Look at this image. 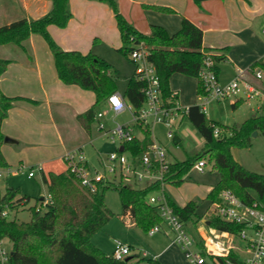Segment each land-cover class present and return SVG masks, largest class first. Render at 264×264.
I'll use <instances>...</instances> for the list:
<instances>
[{
  "label": "trees",
  "instance_id": "obj_1",
  "mask_svg": "<svg viewBox=\"0 0 264 264\" xmlns=\"http://www.w3.org/2000/svg\"><path fill=\"white\" fill-rule=\"evenodd\" d=\"M49 1L51 8L46 14L0 26V44L15 43L24 48L23 42L31 35L41 36L51 50L58 77L65 84L78 85L93 92L95 102L80 114L85 129L90 132L95 122L97 107L104 105L108 97L118 91L116 77L111 65L92 51L65 50L58 46L50 27H67L73 13L70 0ZM98 1L108 4L114 12L122 42L118 51L130 56L134 44H145L149 52L148 60L154 65L161 79L162 95L170 104H175L178 100V92L170 87V79L176 73L197 78L198 95L206 93L199 73L208 50L203 47V30L199 26L184 17L181 28L173 34L158 24H151L150 33L146 34L126 19L116 0ZM194 1L201 5L205 0ZM144 6L173 12L165 6ZM213 59L216 64L222 57L213 54ZM9 63V59L0 58V80ZM257 65L264 68V64H254L255 67ZM143 86L144 82L139 80L134 72L122 93L125 100L136 110L143 106L145 101ZM19 98L4 94L0 87V166L7 165L1 153L5 139L1 125L13 102ZM186 117L204 138L205 147L196 156L173 162L170 172L166 175V182L172 185L182 184L194 165L206 157L219 173L218 182L206 197L209 205L220 198L223 190L230 189L243 202H257L264 209V173L247 169L232 153L235 147H248L255 131H264V113L252 116L240 125L226 126L212 122L200 109L199 104H194L188 107ZM217 125L220 126V134L215 136ZM139 127L143 137L125 143V148L137 155L146 151L153 142L150 126ZM44 180L48 183L52 202L47 203L45 211L38 210L37 204L33 206L31 219L27 222L3 217L2 210L8 203H21L23 200L28 202L30 198L14 188H7L4 192L0 188V236L7 238L12 245L9 264H130L127 258L116 260L92 242V237L102 230L114 215L105 200V191L110 188L119 192L122 215L129 216L134 224L149 231L163 221L157 207L148 201L149 195L158 189V184L137 188L122 182H108L101 184L97 192L91 193L80 185L79 180L69 170L61 173L51 172L49 179ZM168 200L185 224H197L205 219L207 228L230 232H238L241 229L240 224L228 222L220 217L204 213L199 215V204L196 201L191 200L181 206L170 197ZM208 209L209 207L206 208ZM141 261H146L147 264H161L153 258L140 259L137 263Z\"/></svg>",
  "mask_w": 264,
  "mask_h": 264
},
{
  "label": "crops",
  "instance_id": "obj_2",
  "mask_svg": "<svg viewBox=\"0 0 264 264\" xmlns=\"http://www.w3.org/2000/svg\"><path fill=\"white\" fill-rule=\"evenodd\" d=\"M132 1L137 5L144 3L165 6L173 10V14L168 15L154 11L143 12L138 20L123 11L122 14L139 31L148 34L150 25L158 24L173 34L181 28L182 19L186 17L203 30V47L208 52L222 57L215 64L221 83L231 81L239 72L244 71L248 80L264 90V68L259 65L254 66L256 63L264 64V0H205L201 5L196 4L194 0ZM70 7L73 16L68 26L50 27L60 48L92 51L96 38L102 41L116 39L119 41L117 49L121 46L115 16L106 3L98 0H70ZM50 8L49 0H0V26L9 25L20 19L40 17ZM23 45L24 48L15 43L0 44V58L10 60L1 76V90L8 96L20 97L9 109L8 116L1 125V132L5 137L14 140L10 143H17L19 147L21 145L22 150L37 141L45 144L44 148L49 150V155L44 156L45 159L39 158L41 161L38 164L43 167L41 172L43 179H49L51 172L61 173L67 170L62 160L64 154L50 155L49 147H52L50 145L60 147L61 142L88 133L80 119V114L90 108L95 100L92 98L88 101L90 99L88 93L91 91L84 90L78 85L65 84L58 77L51 50L41 36L33 34L23 42ZM257 70L262 71V79L256 78ZM178 74L180 73L172 75L170 87L178 92L179 106L184 109L199 104L197 78L182 74L177 76ZM91 93L94 95L93 92ZM106 105L107 103L104 104V108ZM207 106L208 104L206 111ZM231 106L234 110L242 109V114H239L240 121L234 125H240L246 119L264 113V101L248 102L241 97L231 101ZM184 116L177 121L181 123ZM139 132L138 137L142 138V130ZM152 138H154L153 134ZM175 138L176 143L181 141L178 136ZM1 153L6 166H10L2 149ZM195 165L193 168L199 170ZM213 185L215 184L206 186L207 195ZM167 196L170 197L168 194ZM208 207L210 208V205ZM208 210H205L204 215H208ZM204 221L205 219H202L201 223L194 224V231L205 238L207 227ZM129 246L132 250V246ZM160 247L145 252L132 250L127 259L130 264H136L140 259L155 257L161 264H173L176 257L184 255L180 246L172 239Z\"/></svg>",
  "mask_w": 264,
  "mask_h": 264
},
{
  "label": "built area",
  "instance_id": "obj_3",
  "mask_svg": "<svg viewBox=\"0 0 264 264\" xmlns=\"http://www.w3.org/2000/svg\"><path fill=\"white\" fill-rule=\"evenodd\" d=\"M148 50L143 42L134 44L131 51V60L136 64L137 78L144 82L142 91L145 96L143 106L138 110L128 103L119 91L111 94L106 103V108L96 113L95 120L100 122V128H104L100 119L112 113L114 118L126 111L132 116L135 127L141 131V126H150L162 123L167 128V137L175 139V120L186 115L188 108H181L178 101L170 104L162 95L161 79L154 65L148 60ZM204 65L199 73V78L206 91L199 94L200 109L206 112V103L210 100L225 98H244L248 102L264 101V90L245 77V72H239L235 78L227 83H221L215 70L213 53L206 52ZM257 79L263 78L261 70L255 72ZM110 139L118 144L115 151H111L103 159L104 172L96 170L91 173L83 147L78 146L67 150L63 155L66 169L76 176L80 185L91 193L99 190L100 185L108 182H117V178L132 180L136 183H145V186L158 184L161 191L159 195L150 194L148 201L157 207L163 221L153 226L149 234L154 235L162 231V225L166 224L172 231L173 242L180 246L185 258L190 264H264V209L257 202L247 204L243 202L232 190L225 189L220 193V198L210 205L208 215H214L228 222L241 225L238 232L220 231L208 228L211 234L208 238H195L186 228V224L174 212L168 196L163 188L166 184V175L171 170L172 161L169 159L166 148L158 143L155 138L148 149L140 154H134L125 148V143L131 142L138 135L131 124L115 122V126L106 132ZM220 134L215 129V136ZM124 146L123 150L120 147ZM206 165L205 159L196 163V168L203 171ZM28 170V177H35L43 171L41 164L27 166L19 164L16 167L0 166V180L6 175H13ZM111 176V177H109ZM51 197L39 200L37 209L46 207ZM21 203L12 202L5 205L2 216L10 218L12 210L23 206ZM9 240L0 236V264H9L11 248ZM10 242V241H9ZM11 243V242H10ZM205 252V253H204ZM131 253V247L120 240L115 241L112 256L116 260H124ZM146 256V254H145ZM156 259L155 257H152ZM136 264H147L141 261Z\"/></svg>",
  "mask_w": 264,
  "mask_h": 264
},
{
  "label": "rangeland",
  "instance_id": "obj_4",
  "mask_svg": "<svg viewBox=\"0 0 264 264\" xmlns=\"http://www.w3.org/2000/svg\"><path fill=\"white\" fill-rule=\"evenodd\" d=\"M116 1L120 12L123 13L124 11L135 20H138L143 12L148 11L159 12L167 15L173 14V12L159 11L152 7H145L144 3L137 5L132 0ZM108 7L111 9L109 5ZM141 18L140 21L142 20ZM118 43L119 41L116 39L112 41H102L99 38H96L94 39L92 52L105 59L111 65V70L116 77L117 89L119 92L124 93L128 80L136 69V64L131 60V56H126L117 50L119 45ZM179 75L180 74L177 76ZM88 96L90 98L88 101H91L92 98L95 100V96L92 95L91 92L88 93ZM234 99L235 98L229 97L220 100L213 99L208 101L206 103L208 104L206 111L207 117L212 122L219 125H234L237 121L239 122L241 118L239 114H242V109L234 110L232 108L231 101ZM105 108L103 104L99 105L97 107V112L102 111ZM100 121L103 123L104 128H100V122L96 120L92 124L90 132L82 133L80 137H72L69 141L65 140L63 143L61 142L62 146L60 147L57 145H50L52 146L49 147V149L51 148L50 155H63L67 150L82 146L91 173H94L96 170L104 172L103 159L106 158V155L109 152L115 151L118 148V144L113 142L106 133L107 130L113 128L115 126V122H117L121 124H131L137 135H140V132L135 127L129 111L117 115L114 120L112 113H110L108 116L100 119ZM219 125H217V129H220ZM151 131L156 141L166 148L169 159L172 162L182 161L189 157L196 156L202 152L205 147L204 138L186 117V115L183 117L181 123L175 120L174 131L176 136L181 139L178 143H176L174 139L167 137V128L162 123L152 125ZM256 132V135H254V133L252 134L251 143L248 147H235L233 148L232 153L234 158L241 162L247 169L258 173H264V131ZM44 146L45 144H41L37 141L35 144H30L29 148L22 150L21 145L19 147L17 143H6L3 141L1 149L6 154L5 157L8 163H10V166L16 167L21 162L27 166L38 164L41 161L39 158H44V156L46 157L49 155V150L47 151ZM56 158L59 159V157ZM204 159L207 161V165L203 172L193 168L186 175L185 181L182 184H166L163 188V191L167 192V194L179 205L186 204L189 200L196 201L199 204L197 210L199 215L203 214L209 205V202L206 199V186L216 184L219 180V173L217 169L213 167V163L206 157ZM117 182H122L125 185L137 188L145 186V183L143 182L136 183L127 179L117 178ZM0 188L3 192L7 188H14L18 190L20 194L27 195L30 198L23 206L12 210L10 213V218L16 219L20 222L29 221L32 216V207L35 206L40 199H47L49 197L48 183L43 179L42 174L37 173L35 177L30 178L28 177V170L4 176L0 180ZM160 193L161 191L159 190H154L152 192L154 195H159ZM105 200L114 215L103 227V229L98 231L92 237L93 244L100 248L104 253L112 255L116 240H120L127 245H131L133 252L138 250L145 252V250L154 251V249H159V247L164 245L165 242L173 238L172 231L168 230L166 224L162 225L161 232L151 235L144 227L134 224L129 216L122 215L120 196L116 189H107L105 191ZM42 210L45 211L46 207L44 206ZM186 228L193 237L196 239L201 238L200 235L194 231V223H186ZM208 230L209 229L207 228L205 238H208L211 235ZM7 243L8 247L12 248L11 243L9 241ZM183 256L176 257L173 264H189L187 262L188 260Z\"/></svg>",
  "mask_w": 264,
  "mask_h": 264
},
{
  "label": "water",
  "instance_id": "obj_5",
  "mask_svg": "<svg viewBox=\"0 0 264 264\" xmlns=\"http://www.w3.org/2000/svg\"><path fill=\"white\" fill-rule=\"evenodd\" d=\"M257 134V132L255 131L254 132V135H256ZM176 140V138L174 139V141ZM5 141L6 142H13L14 140L12 139V138H10V137H5ZM123 148H124V146H121L120 147V150H123Z\"/></svg>",
  "mask_w": 264,
  "mask_h": 264
}]
</instances>
